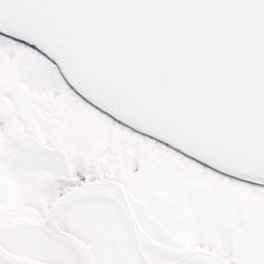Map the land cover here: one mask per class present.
Wrapping results in <instances>:
<instances>
[{
	"label": "snow or ice",
	"instance_id": "1",
	"mask_svg": "<svg viewBox=\"0 0 264 264\" xmlns=\"http://www.w3.org/2000/svg\"><path fill=\"white\" fill-rule=\"evenodd\" d=\"M0 264H264V0H0Z\"/></svg>",
	"mask_w": 264,
	"mask_h": 264
}]
</instances>
